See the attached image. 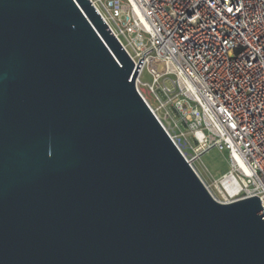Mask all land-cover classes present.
<instances>
[{"label":"water","instance_id":"water-1","mask_svg":"<svg viewBox=\"0 0 264 264\" xmlns=\"http://www.w3.org/2000/svg\"><path fill=\"white\" fill-rule=\"evenodd\" d=\"M143 55L89 0H0V264H264L260 200L212 196Z\"/></svg>","mask_w":264,"mask_h":264},{"label":"built area","instance_id":"built-area-1","mask_svg":"<svg viewBox=\"0 0 264 264\" xmlns=\"http://www.w3.org/2000/svg\"><path fill=\"white\" fill-rule=\"evenodd\" d=\"M89 1L135 68L152 49L135 85L185 160L226 152L222 203L255 196L264 212V0Z\"/></svg>","mask_w":264,"mask_h":264},{"label":"rangeland","instance_id":"rangeland-1","mask_svg":"<svg viewBox=\"0 0 264 264\" xmlns=\"http://www.w3.org/2000/svg\"><path fill=\"white\" fill-rule=\"evenodd\" d=\"M167 78L171 79V76H167ZM140 80L143 83L151 84L153 81V77L149 72L148 67L146 66L141 75ZM169 82V80H167ZM141 91V90H140ZM142 92V91H141ZM143 93V92H142ZM145 96V94H144ZM149 103L151 101L147 99ZM188 140L195 145L191 135L186 133ZM188 151V150H187ZM190 153V151H188ZM195 171L198 176L201 178L203 183L206 185L212 196L219 202H222V198L214 187L213 181L218 180L224 174L231 171V167L228 163V155L226 152H220L216 149H211L207 152H204L200 159L193 164Z\"/></svg>","mask_w":264,"mask_h":264},{"label":"snow or ice","instance_id":"snow-or-ice-1","mask_svg":"<svg viewBox=\"0 0 264 264\" xmlns=\"http://www.w3.org/2000/svg\"><path fill=\"white\" fill-rule=\"evenodd\" d=\"M224 0H221V4H223ZM229 2H231V0H229ZM233 11V8L232 7H229L228 8V12L231 13Z\"/></svg>","mask_w":264,"mask_h":264},{"label":"bare ground","instance_id":"bare-ground-1","mask_svg":"<svg viewBox=\"0 0 264 264\" xmlns=\"http://www.w3.org/2000/svg\"><path fill=\"white\" fill-rule=\"evenodd\" d=\"M228 191H229V193H232V190H231V189H229V187H228Z\"/></svg>","mask_w":264,"mask_h":264}]
</instances>
